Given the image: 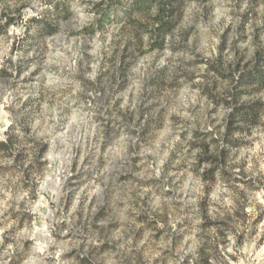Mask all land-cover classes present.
<instances>
[{
	"label": "clouds",
	"instance_id": "obj_1",
	"mask_svg": "<svg viewBox=\"0 0 264 264\" xmlns=\"http://www.w3.org/2000/svg\"><path fill=\"white\" fill-rule=\"evenodd\" d=\"M262 57L264 0H0V264H264Z\"/></svg>",
	"mask_w": 264,
	"mask_h": 264
},
{
	"label": "trees",
	"instance_id": "obj_2",
	"mask_svg": "<svg viewBox=\"0 0 264 264\" xmlns=\"http://www.w3.org/2000/svg\"><path fill=\"white\" fill-rule=\"evenodd\" d=\"M162 27L166 28V25L165 26H162ZM262 59H263V57H262Z\"/></svg>",
	"mask_w": 264,
	"mask_h": 264
},
{
	"label": "rangeland",
	"instance_id": "obj_3",
	"mask_svg": "<svg viewBox=\"0 0 264 264\" xmlns=\"http://www.w3.org/2000/svg\"><path fill=\"white\" fill-rule=\"evenodd\" d=\"M263 59H264V57H263Z\"/></svg>",
	"mask_w": 264,
	"mask_h": 264
}]
</instances>
